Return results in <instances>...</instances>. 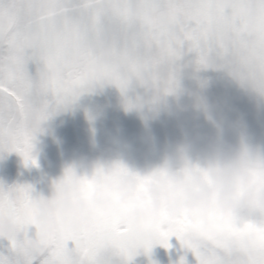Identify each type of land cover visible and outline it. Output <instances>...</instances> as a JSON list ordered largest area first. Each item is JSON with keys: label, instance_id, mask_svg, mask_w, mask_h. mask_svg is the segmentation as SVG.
<instances>
[{"label": "snow or ice", "instance_id": "1", "mask_svg": "<svg viewBox=\"0 0 264 264\" xmlns=\"http://www.w3.org/2000/svg\"><path fill=\"white\" fill-rule=\"evenodd\" d=\"M189 65L264 97V0H0V153L37 165L42 125L85 92L111 84L127 109L155 105L180 89ZM34 197L30 185L0 183V220L15 213L21 222L0 238V264H131L171 237L196 264H264L259 206L161 213L138 227L101 213L86 228L61 223L38 252L23 230Z\"/></svg>", "mask_w": 264, "mask_h": 264}, {"label": "clouds", "instance_id": "2", "mask_svg": "<svg viewBox=\"0 0 264 264\" xmlns=\"http://www.w3.org/2000/svg\"><path fill=\"white\" fill-rule=\"evenodd\" d=\"M241 202L264 208V147L243 139L232 145L220 132L185 135L158 163L142 170L123 163L115 147L72 161L46 192L35 194L34 216L23 230L32 247L44 252L48 237L63 222L86 228L103 213L138 227L161 213L199 214L215 208L229 214ZM20 228L19 217L9 213L0 220V238Z\"/></svg>", "mask_w": 264, "mask_h": 264}, {"label": "flooded vegetation", "instance_id": "3", "mask_svg": "<svg viewBox=\"0 0 264 264\" xmlns=\"http://www.w3.org/2000/svg\"><path fill=\"white\" fill-rule=\"evenodd\" d=\"M29 67L31 71H35L34 65ZM186 68V73H191L190 78L181 83L180 89L175 94L164 96L157 104L150 105L141 140L132 149L120 152L123 163L129 167L142 170L151 164L158 163L165 151L170 150L185 135L195 138L220 132L232 145H239L243 139L256 146V143L234 123L217 100L205 71L197 72L193 66ZM63 112L64 117L71 122L70 127L82 138L79 141L81 157L94 158L99 155L103 148L97 144L94 145L84 133L77 122L72 105ZM58 131L64 135V129L60 125ZM40 146V134L38 133L33 149L37 165L29 163L26 166L23 157L14 152L0 153V183L12 186L23 173L16 184L30 185L35 194L46 192L47 185L51 182L50 174H53L54 166L51 169L53 171L46 169L38 154ZM62 148L68 154V147ZM65 167V165L62 166L63 169ZM25 168L27 170L23 172ZM6 244L7 241H0V247ZM169 244L171 245L169 248L157 244L162 253V264H179L182 256L187 260V264H196L193 254L187 252L176 237H171Z\"/></svg>", "mask_w": 264, "mask_h": 264}, {"label": "water", "instance_id": "4", "mask_svg": "<svg viewBox=\"0 0 264 264\" xmlns=\"http://www.w3.org/2000/svg\"><path fill=\"white\" fill-rule=\"evenodd\" d=\"M204 71L215 97L230 118L256 145L264 147V97L242 87L223 71L211 68ZM138 91L143 92L142 89ZM72 109L84 133L92 141L95 137V144L103 149L115 147L119 152H126L141 140L150 105L127 109L120 90L114 85L104 84L82 94ZM22 176L23 173L19 179ZM131 264H162V253L157 244L150 253L141 249Z\"/></svg>", "mask_w": 264, "mask_h": 264}, {"label": "rangeland", "instance_id": "5", "mask_svg": "<svg viewBox=\"0 0 264 264\" xmlns=\"http://www.w3.org/2000/svg\"><path fill=\"white\" fill-rule=\"evenodd\" d=\"M186 69L187 68H184L182 71L180 84L183 81L188 80V78H190L189 76H191V73H186ZM70 124L71 122L66 117H64V112L61 110L42 125L43 130L39 133L41 146L38 154L40 160L43 164H45V167L48 171H50L54 166V172L53 174H50L51 180L62 173L64 170L62 168L63 165L66 166L72 161L81 157V144L79 141L82 138L79 133L70 127ZM59 125L62 127V129H64V135L58 131ZM65 146L68 147V154L65 153L64 148H62ZM86 151L88 152V150Z\"/></svg>", "mask_w": 264, "mask_h": 264}]
</instances>
